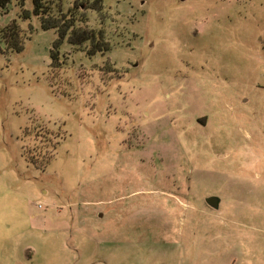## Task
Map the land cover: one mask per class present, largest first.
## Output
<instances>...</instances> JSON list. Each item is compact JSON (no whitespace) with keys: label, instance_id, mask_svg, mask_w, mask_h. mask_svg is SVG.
<instances>
[{"label":"rangeland","instance_id":"obj_1","mask_svg":"<svg viewBox=\"0 0 264 264\" xmlns=\"http://www.w3.org/2000/svg\"><path fill=\"white\" fill-rule=\"evenodd\" d=\"M43 8L0 10L22 40L0 42V264H242L264 246V0Z\"/></svg>","mask_w":264,"mask_h":264},{"label":"trees","instance_id":"obj_2","mask_svg":"<svg viewBox=\"0 0 264 264\" xmlns=\"http://www.w3.org/2000/svg\"><path fill=\"white\" fill-rule=\"evenodd\" d=\"M11 0H0V10H3L6 5ZM103 0H96V3L100 4ZM33 4V14L39 16L40 14L47 13L44 10V0H32ZM81 9L87 10L92 9L88 7L85 3L80 5ZM93 10V9H92ZM24 18H28V13L24 12ZM67 20H72L69 18ZM66 20V21H67ZM86 21V18L83 20ZM87 23V21H86ZM64 25V28L61 29V26ZM42 27L46 30L55 29L58 32L59 38L62 39L67 34L69 35V41L72 45H82L84 43H89V54H95L97 52H104L108 50V42L106 41L105 36L102 31H96L92 29H83L80 26L76 27L73 23L69 22L65 24V21L59 23L54 20H42ZM4 41L7 48L20 51L22 49V40L20 36V30L17 24L13 21L8 26L0 28V42ZM57 50L52 51V61L53 65L56 64L57 59Z\"/></svg>","mask_w":264,"mask_h":264},{"label":"crops","instance_id":"obj_3","mask_svg":"<svg viewBox=\"0 0 264 264\" xmlns=\"http://www.w3.org/2000/svg\"><path fill=\"white\" fill-rule=\"evenodd\" d=\"M257 230L264 233V227ZM242 253V256H244L242 264H264V246L261 244L246 247L242 250Z\"/></svg>","mask_w":264,"mask_h":264},{"label":"water","instance_id":"obj_4","mask_svg":"<svg viewBox=\"0 0 264 264\" xmlns=\"http://www.w3.org/2000/svg\"><path fill=\"white\" fill-rule=\"evenodd\" d=\"M205 203L215 210L219 207V199L217 197H208L205 199Z\"/></svg>","mask_w":264,"mask_h":264}]
</instances>
